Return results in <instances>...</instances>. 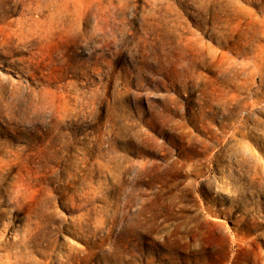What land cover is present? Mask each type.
<instances>
[{"label":"rangeland","instance_id":"obj_1","mask_svg":"<svg viewBox=\"0 0 264 264\" xmlns=\"http://www.w3.org/2000/svg\"><path fill=\"white\" fill-rule=\"evenodd\" d=\"M0 264H264V0H0Z\"/></svg>","mask_w":264,"mask_h":264},{"label":"bare ground","instance_id":"obj_2","mask_svg":"<svg viewBox=\"0 0 264 264\" xmlns=\"http://www.w3.org/2000/svg\"><path fill=\"white\" fill-rule=\"evenodd\" d=\"M132 197H133V196H132ZM142 211H143V210H142ZM139 212H140V211H139ZM139 212H138V213H139ZM140 216H142V215H140ZM143 216H144V215H143ZM154 217H155V216H154ZM156 217H157V216H156ZM142 218H143V217H142ZM144 218H145V217H144ZM144 218H143V219H144ZM145 219H146V218H145ZM147 219H148V218H147ZM147 219H146V220H147ZM151 219H153V218H151ZM151 219H150V220H151ZM155 219H156V218H155ZM142 221H145V220H142ZM142 221H141V222H142ZM147 221H148V220H147ZM147 221H146V222H147ZM152 221H153V220H152ZM141 222H140V223H141ZM154 222H155V221H154ZM156 223H157V222H156ZM156 223H155V224H156ZM245 244H246V243H245ZM246 245H248V244H246ZM244 246H245V245H244ZM238 249H239V248H238ZM235 255H236V254H235Z\"/></svg>","mask_w":264,"mask_h":264}]
</instances>
